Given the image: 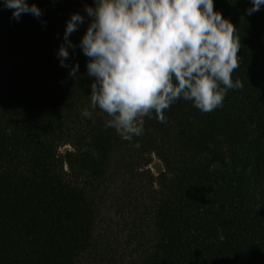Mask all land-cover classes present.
<instances>
[{
    "label": "trees",
    "instance_id": "obj_1",
    "mask_svg": "<svg viewBox=\"0 0 264 264\" xmlns=\"http://www.w3.org/2000/svg\"><path fill=\"white\" fill-rule=\"evenodd\" d=\"M28 3L40 19L0 7V264H264V7L214 0L242 87L206 113L179 99L128 141L91 108L87 19L69 37L75 78L56 56L93 0Z\"/></svg>",
    "mask_w": 264,
    "mask_h": 264
},
{
    "label": "clouds",
    "instance_id": "obj_2",
    "mask_svg": "<svg viewBox=\"0 0 264 264\" xmlns=\"http://www.w3.org/2000/svg\"><path fill=\"white\" fill-rule=\"evenodd\" d=\"M248 15L264 7V0H249ZM19 21L23 14L36 19L41 8L28 0H0ZM79 49L87 58L86 74L92 79L90 102L104 112L105 127L124 140L143 133L142 118L165 121L164 111L177 100L190 101L202 112L219 107L228 89L242 87L233 81L238 68L240 41L233 23L214 0H93L83 13L66 20L56 56L59 66L75 78L79 64L66 61L75 45L70 35L85 20ZM46 24V21H41ZM223 86V87H221ZM88 118V109L81 111ZM139 147V144H136Z\"/></svg>",
    "mask_w": 264,
    "mask_h": 264
},
{
    "label": "rangeland",
    "instance_id": "obj_3",
    "mask_svg": "<svg viewBox=\"0 0 264 264\" xmlns=\"http://www.w3.org/2000/svg\"><path fill=\"white\" fill-rule=\"evenodd\" d=\"M67 150H70L69 146L61 148L60 151L61 153H65ZM148 168L154 176H157L164 169L162 162L155 155L151 156V163L149 164Z\"/></svg>",
    "mask_w": 264,
    "mask_h": 264
}]
</instances>
